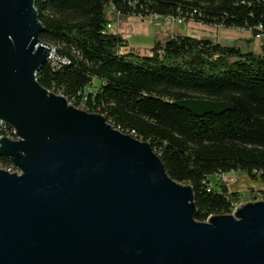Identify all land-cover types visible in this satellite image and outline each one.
I'll return each instance as SVG.
<instances>
[{
	"label": "water",
	"instance_id": "obj_1",
	"mask_svg": "<svg viewBox=\"0 0 264 264\" xmlns=\"http://www.w3.org/2000/svg\"><path fill=\"white\" fill-rule=\"evenodd\" d=\"M35 0H0V264H264V201L195 220L150 143L36 80L52 47ZM203 118L209 100L176 102Z\"/></svg>",
	"mask_w": 264,
	"mask_h": 264
},
{
	"label": "trees",
	"instance_id": "obj_2",
	"mask_svg": "<svg viewBox=\"0 0 264 264\" xmlns=\"http://www.w3.org/2000/svg\"><path fill=\"white\" fill-rule=\"evenodd\" d=\"M35 8L40 40L69 61L58 69L47 62L39 85L150 143L170 178L192 186L196 221L240 203L223 182L209 187L213 176L242 173L260 188L249 199H264V0H35ZM130 17L249 31L260 36V53L172 36L142 55L106 27ZM191 99L221 108L200 118L175 105Z\"/></svg>",
	"mask_w": 264,
	"mask_h": 264
},
{
	"label": "rangeland",
	"instance_id": "obj_3",
	"mask_svg": "<svg viewBox=\"0 0 264 264\" xmlns=\"http://www.w3.org/2000/svg\"><path fill=\"white\" fill-rule=\"evenodd\" d=\"M109 32L121 35L127 40L129 48L134 49L142 55L148 54L157 40L163 42L172 36L209 39L222 46H235L242 52L253 51L255 53H260L262 41L256 38L253 39L249 31L208 27L193 22L185 23L172 18L164 19L160 17L145 19L141 17H130L122 21L119 26H112ZM95 86H97V83H94L93 86L86 87L84 94L93 92ZM78 109L84 110V104L81 103ZM218 181L226 184L230 192H237L240 195L241 200L239 205L257 201L256 198L255 200H250L247 195L254 194L256 197V193L260 192V188L252 184L244 174L230 172L225 175L210 177L208 178L209 187L216 189V183ZM259 199L264 200L262 197Z\"/></svg>",
	"mask_w": 264,
	"mask_h": 264
},
{
	"label": "built area",
	"instance_id": "obj_4",
	"mask_svg": "<svg viewBox=\"0 0 264 264\" xmlns=\"http://www.w3.org/2000/svg\"><path fill=\"white\" fill-rule=\"evenodd\" d=\"M181 22V21H180ZM107 29H112V26L111 25H107L106 26ZM260 36H257L256 39H259ZM48 63L53 67V68H60V66H63V65H68L69 61L67 58L65 57H61L59 56L57 53H56V50L53 48L52 49V52L50 54V57H49V60H48ZM118 130V129H117ZM119 131V130H118ZM121 132V131H120ZM123 133V132H122ZM124 134H128L132 137L135 136L134 132H130V133H124ZM0 137H7L11 140H17V138L15 137V134H14V130L11 129L10 127L6 126V125H2L0 127ZM0 169L2 170H5L9 173H14L16 172V170L13 168V166H3V164H0ZM257 201H263L261 199H256ZM236 208V207H235Z\"/></svg>",
	"mask_w": 264,
	"mask_h": 264
}]
</instances>
